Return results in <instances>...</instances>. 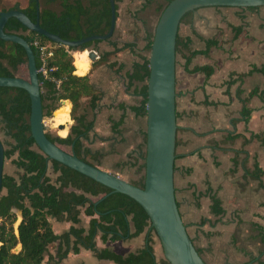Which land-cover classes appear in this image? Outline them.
I'll return each mask as SVG.
<instances>
[{
	"label": "crops",
	"instance_id": "0c3cea01",
	"mask_svg": "<svg viewBox=\"0 0 264 264\" xmlns=\"http://www.w3.org/2000/svg\"><path fill=\"white\" fill-rule=\"evenodd\" d=\"M122 1L129 4V8L121 16L117 5L113 37L109 42L92 46L97 58L89 62L84 75H77L74 67V75L86 76L98 97L92 107L88 99L83 100L81 114L91 124L87 137L82 140L83 148L97 156L96 168L119 178H123L120 171L127 168L137 171L144 164L146 130L143 118L131 111L141 100L137 91L142 85H129L128 77L133 66L139 63L138 56L143 55L146 34L154 32L157 25L143 17L147 12L145 0ZM190 22L180 25L178 36L182 40L190 39L193 51L206 49L196 36L215 39L218 46L211 49L208 57H196L188 67L189 70L213 68L214 73L209 78L203 73H188L184 59L180 74L176 70L174 192L178 211L205 264H264V104L252 99L247 104L253 111L249 123L236 127V134L242 138L233 146L221 145L232 133L231 121L239 118L242 109L236 98L240 85H234L227 93L225 82L232 73H247L252 67L264 68V7L254 11L200 9L193 13ZM236 28L243 31L233 41ZM126 45L134 48L104 59L114 52V46L121 49ZM177 65L176 60V69ZM263 87L264 76L255 73L246 77L240 88L246 97L253 89ZM251 134L262 138L244 147V140ZM226 149L244 150L247 157H237L235 166L234 154L222 151ZM243 160L247 161L246 168L250 172L257 164L263 176L259 180L246 176ZM212 197L220 201L222 215L213 214ZM60 227L62 234L70 225ZM140 238L104 245L98 237L96 245L98 249L110 248L117 255L125 256L143 247L144 237ZM154 251L159 260L157 244ZM90 259L94 264H113L97 260L92 253L83 250L79 255H69L61 264H89Z\"/></svg>",
	"mask_w": 264,
	"mask_h": 264
},
{
	"label": "trees",
	"instance_id": "16d2710c",
	"mask_svg": "<svg viewBox=\"0 0 264 264\" xmlns=\"http://www.w3.org/2000/svg\"><path fill=\"white\" fill-rule=\"evenodd\" d=\"M39 1V0H38ZM162 1L164 5L161 4ZM172 0H145L144 10L155 7V11L161 14L166 5ZM116 4L121 0H114ZM58 4L59 10L54 11L50 6ZM259 8L245 9L254 11ZM20 11L28 19L35 23L37 20V4L35 0H22L9 8L0 7L1 12ZM193 13L187 14L181 24H190ZM117 19V14H116ZM110 5L109 0H43L39 2L38 21L41 29L59 36L64 40L80 41L92 36H105L110 29ZM233 41L242 34V28L233 29ZM4 33L14 34L25 40L35 56L36 68L40 69L41 63L38 52L33 47L34 41L45 47H54V56L48 60L47 67L53 70L47 78L38 74L43 115L52 118L59 109L68 110L71 104L70 116L73 122L66 138H59L46 133V138L63 150L70 148L82 162L95 167L97 156L91 155L83 148L82 140L87 137L91 124L86 121V116L81 114L83 100L88 99L91 107L97 103L98 97L93 91L86 76L74 75L73 57L71 52L89 50L100 42L85 44L77 48L66 49L52 44L44 37L37 36L23 28L15 19H10ZM195 35V34H194ZM205 44V51L196 52L191 49L190 39L182 40L177 37L176 58L180 56L185 60L186 71L190 74L203 73L207 78L213 75L211 67H195L189 70L191 62L198 56L208 57L211 49L218 46L215 39L205 40L196 36ZM153 33L146 34L143 55H139V63L133 66V71L128 77L129 85L141 84L137 91L140 97L138 107L131 111L137 117L146 118L147 80L149 77V61L146 56L150 53ZM108 40L107 42H109ZM126 45L121 49L114 46V52L104 56L108 58L126 49H133ZM84 53H87L85 51ZM25 51L18 45L0 40V78H15L21 69H27ZM264 76V68L252 67L243 74H230L224 86L227 93L236 84L240 87L243 80L253 74ZM238 88L236 98L242 104L239 118L231 121L232 133H229L221 145L233 146L242 136L236 134V127L243 123H249L253 113L247 104L254 98L264 104L263 89L255 88L244 96V91ZM61 101H66L61 107ZM69 101V102H67ZM216 106V104H213ZM30 100L28 94L21 89L0 88V124L2 131L9 142L2 143L4 148V164L10 161L16 168V175L3 174L2 192L0 193V264H61L69 255H79L81 250L93 254L100 261H109L113 264H169L164 259H157L154 251L156 236L150 228L149 219L144 210L130 198L112 194L108 188L86 178L54 161L48 160L35 146L30 135L29 127ZM262 136L251 134L244 140V147L252 141L260 140ZM146 140V134H144ZM264 147V140H262ZM224 153L232 152L235 156L234 165H238L237 157L247 153L222 150ZM66 152V151H65ZM69 154V153H68ZM246 160L242 161V167L246 176L259 180L263 173L254 164V170L250 172L246 168ZM56 175L54 181L48 176V171ZM144 170V164L136 173ZM143 189L144 177L140 184L133 185ZM106 199L99 202L102 198ZM99 202V203H98ZM98 203V204H97ZM212 211L218 216L223 214L221 203L212 197ZM82 216L89 219L87 226L82 224ZM18 224L17 235L13 227ZM50 220L58 224H69L70 228L57 235L54 233ZM144 237V245L141 249L125 256L117 255L110 248L98 249L96 239L99 237L102 244L127 242L139 237ZM157 239V238H156ZM16 246L20 251L14 253ZM55 253L51 254L50 249ZM200 255V252L197 251Z\"/></svg>",
	"mask_w": 264,
	"mask_h": 264
},
{
	"label": "water",
	"instance_id": "95a60500",
	"mask_svg": "<svg viewBox=\"0 0 264 264\" xmlns=\"http://www.w3.org/2000/svg\"><path fill=\"white\" fill-rule=\"evenodd\" d=\"M37 20L32 23L20 11L0 13V40L20 46L27 58V78H0V88L21 89L30 100V135L36 148L48 158L90 180L108 188L112 194L124 195L136 202L146 213L162 249L163 259L169 264H205L193 246L178 211L174 192V162L176 149V42L181 20L190 13L205 8L253 9L264 7V0H172L161 13L153 33L148 57L149 77L146 102V140L144 157V187L137 188L121 178L90 166L74 154H68L46 138L41 89L31 46L18 35L4 33L10 19L52 44L66 49L93 42L110 40L116 27V4L109 0L110 29L105 36H92L80 41H69L41 29L39 1ZM83 52V51H81ZM93 62L97 54L87 50ZM66 101H61L64 104ZM69 102V101H67ZM70 104V102H69ZM71 105V104H70ZM58 126V130H64ZM4 174V148L0 141V193ZM102 198L99 202L106 199ZM98 202V203H99ZM97 203V204H98Z\"/></svg>",
	"mask_w": 264,
	"mask_h": 264
},
{
	"label": "rangeland",
	"instance_id": "374dc122",
	"mask_svg": "<svg viewBox=\"0 0 264 264\" xmlns=\"http://www.w3.org/2000/svg\"><path fill=\"white\" fill-rule=\"evenodd\" d=\"M20 1H22V0H0V7L9 8V7L13 6L14 4H16L17 2H20ZM40 1H43V0H40ZM141 4H142V2L140 3L139 6H141ZM161 4L164 5V2L162 1ZM117 5L119 6V9L121 10V16H123L124 11L127 10V8H129V4L126 5L121 0V2H119ZM131 5L134 6L135 3H131ZM50 7L54 11L55 10L56 11L59 10L58 4H54V5L50 6ZM160 15L161 14H159V13H157L155 11V7L153 6L149 10H147V12L143 15V17L146 19V21L150 22L151 24H155V23L158 22ZM151 32H153V31H151ZM91 48L89 50H91ZM71 55H72V52H71ZM146 56L149 57V53ZM176 60H177V64H178L177 65V69H176L177 70V74H180V72H181L182 58L180 56H177ZM89 62H91V61L89 60ZM17 77L18 78L19 77H25V78H27V69H21L18 72ZM58 105L61 107V104L60 103ZM67 109L68 110L71 109V105L70 104H69V108H67ZM53 119H54L53 118V115H52V118L44 117V126L46 127V133L47 134H51L52 136H55V137H59L58 136V132H57L58 129L57 128H53V126H52V120ZM70 119H71V117H70ZM143 122H144V131H145L146 130V118H143ZM72 125H73V122L71 120L70 123L65 126V128L67 130V135L69 134V130H70V128H71ZM2 129H3V126L0 124V141L3 142V143L9 142V139L5 137L4 132L2 131ZM63 150L66 151L69 154L71 153L70 148L63 147ZM144 156H145V142H144ZM16 172H17V170L11 164V162L10 161H6L5 164H4V173L6 175L14 176V175H16ZM120 174L123 177V178H121L122 180L126 181L127 183H129L131 185H137V184H140L141 183L142 178L144 177V170L141 173L138 174V173H136V170L135 169H129V168H127V170L120 171ZM48 176L52 179V181H54L55 178H56V175H54L51 172V169H49V171H48ZM0 197H1V195H0ZM88 220H89L88 218H85L84 216H82V224L80 226H85L86 227L87 224H88ZM0 222H1V219H0ZM20 222H21V219L18 218L17 224H15V227H13L14 233L16 235H17L18 224H20ZM51 225H52L53 231L56 234H58V233L60 234L61 233V227H60L61 224H57V223H55V222H53L51 220ZM154 239H155V244H157V256H158V258L163 259L161 246H160L158 240L156 238H154ZM20 249H21L20 246H16V248L13 250V252L14 253L19 252ZM49 251H50L51 254H54L55 253V249L54 248H51ZM91 260L92 259L88 260V263L89 264H94V263L91 262ZM45 264H52V263H47V259H46L45 260Z\"/></svg>",
	"mask_w": 264,
	"mask_h": 264
},
{
	"label": "bare ground",
	"instance_id": "6f19581e",
	"mask_svg": "<svg viewBox=\"0 0 264 264\" xmlns=\"http://www.w3.org/2000/svg\"><path fill=\"white\" fill-rule=\"evenodd\" d=\"M87 51V50H85ZM83 52H74L73 53V58H74V67L76 69V74L77 75H84L88 66H89V59H88V53ZM70 110H64V109H59L53 113V120H52V126L53 128H58V126H66L67 124L70 123ZM58 136L60 138H66L67 137V130L64 128V130H57ZM19 223V222H18Z\"/></svg>",
	"mask_w": 264,
	"mask_h": 264
},
{
	"label": "built area",
	"instance_id": "2783aa9c",
	"mask_svg": "<svg viewBox=\"0 0 264 264\" xmlns=\"http://www.w3.org/2000/svg\"><path fill=\"white\" fill-rule=\"evenodd\" d=\"M33 47L37 50L39 60L41 63L40 69L37 70V73L44 78H47L48 73L52 72L53 70H49L47 67V62L54 56V47H45L39 44V42L34 41L32 43Z\"/></svg>",
	"mask_w": 264,
	"mask_h": 264
}]
</instances>
